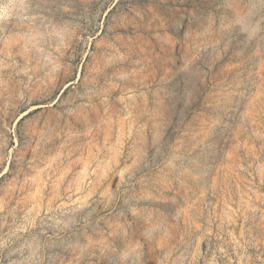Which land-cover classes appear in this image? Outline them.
<instances>
[{
	"label": "rangeland",
	"instance_id": "1",
	"mask_svg": "<svg viewBox=\"0 0 264 264\" xmlns=\"http://www.w3.org/2000/svg\"><path fill=\"white\" fill-rule=\"evenodd\" d=\"M0 264H264V0H0Z\"/></svg>",
	"mask_w": 264,
	"mask_h": 264
}]
</instances>
